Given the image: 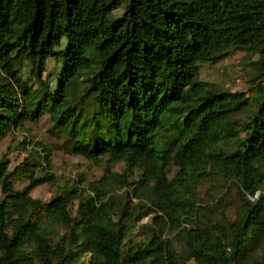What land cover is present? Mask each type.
<instances>
[{
	"label": "trees",
	"instance_id": "1",
	"mask_svg": "<svg viewBox=\"0 0 264 264\" xmlns=\"http://www.w3.org/2000/svg\"><path fill=\"white\" fill-rule=\"evenodd\" d=\"M230 49L256 54L253 77L264 78V0H0V134L47 114L66 152L136 172L140 201L121 197L110 219L115 182L103 177L33 198L56 181L53 149L28 143L12 169L0 156V264H264V198L248 197L264 190V86L245 97L196 78L199 62ZM49 57L60 64L54 87L42 81ZM217 176L236 188L231 222L223 195L194 200ZM14 179L27 183L16 189ZM158 211L187 255L159 234ZM149 214L157 227L126 241Z\"/></svg>",
	"mask_w": 264,
	"mask_h": 264
},
{
	"label": "rangeland",
	"instance_id": "2",
	"mask_svg": "<svg viewBox=\"0 0 264 264\" xmlns=\"http://www.w3.org/2000/svg\"><path fill=\"white\" fill-rule=\"evenodd\" d=\"M122 8L114 11L116 16L121 15ZM64 39L61 47L64 46ZM58 48V49H60ZM257 59L256 54H252L246 50L230 49L221 59L215 63L199 62L197 79L201 82L213 84L219 89L228 91H242L245 97L254 96L257 93V85L261 83L264 86V78L259 79L253 77L254 64ZM60 68L53 57H49L46 61V70L42 74V81L48 83L51 87L55 85V75ZM24 77L31 84H34V79L31 75L30 66L24 68ZM250 107L239 112L236 118L240 121L246 120L250 113ZM2 133V132H1ZM35 141H41L45 145L53 149L52 152V172L55 175L56 184L53 186L44 183L36 186L31 191L33 198L39 199L42 202L49 200L50 196L59 191L62 187L73 185L77 180L81 179L83 183L80 185H87V182H94L103 177L105 180H113L115 182L113 190L108 194L107 204L109 205L108 214L110 219L116 220L118 217V208L116 206L117 200L121 197H126L129 205L140 204V201L132 194L133 189L138 185L137 173L132 174L125 172L124 163L117 162L109 171H105L106 157L99 164H94L86 158L70 154L62 147L63 139L50 131V118L44 114L38 122H25L22 127L13 129L9 132L0 134V156L6 155L9 159V168L12 169L17 163L26 159L29 152L32 153V145ZM30 143V145L28 144ZM34 154V153H33ZM168 176L171 179L177 172V168L170 163L167 166ZM37 174L39 172H36ZM44 173V170L41 172ZM124 176L129 184L122 183ZM27 183L26 179H14V187L16 189L22 188ZM77 185V183L75 184ZM128 194V197H127ZM194 200L199 204L211 203L217 197L223 195V203L225 206L224 217L228 222H231L235 217V211L238 204L236 188L232 182L225 181L220 177L206 178L204 181L198 183L193 193ZM263 195L264 190H258L254 195H248L251 200ZM4 195L0 191V201ZM76 204V202H75ZM74 207V206H73ZM73 209V208H72ZM157 221L159 222V234L165 238L173 239L174 248L178 253L187 255V250L184 247L183 241L176 237V232H170L166 229L168 222H166L161 212H157ZM156 214H149L141 221L137 222L133 230L129 233L126 241L131 238L133 241L142 240L147 227L142 225H150L157 227L153 221ZM188 225V224H186ZM189 226V225H188ZM258 255H264V244L257 250ZM89 255L81 257V261L86 263ZM186 264H195L192 258L187 257Z\"/></svg>",
	"mask_w": 264,
	"mask_h": 264
}]
</instances>
